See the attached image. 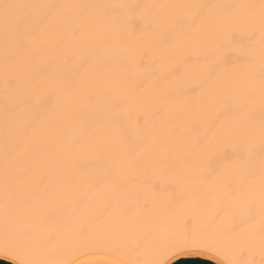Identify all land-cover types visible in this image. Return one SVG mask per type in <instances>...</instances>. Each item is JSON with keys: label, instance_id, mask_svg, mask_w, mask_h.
I'll list each match as a JSON object with an SVG mask.
<instances>
[{"label": "bare ground", "instance_id": "obj_1", "mask_svg": "<svg viewBox=\"0 0 264 264\" xmlns=\"http://www.w3.org/2000/svg\"><path fill=\"white\" fill-rule=\"evenodd\" d=\"M4 3L19 7L7 25L0 11V215L14 211L5 203L31 205L43 211V227H24L25 241L0 235V255L54 264L64 258L56 234L67 224H84L111 199L142 195L146 210L128 208L124 215L119 209L129 229L121 238L103 237L106 231L98 237L92 231L100 229L91 225L83 240L66 237L73 242L66 258L111 252L138 264L165 250L177 230L189 229L179 217L190 214L208 215L210 221L191 230L213 236L217 256L264 264V192L254 191L264 187L261 0ZM82 4L96 7L86 16L48 7ZM153 128L159 136L150 141ZM225 147L229 153L250 148L249 165L224 160ZM208 173H227L232 188L254 174L231 197L241 208L251 206L249 215L239 206L234 213L241 227L234 214L203 207L223 188L207 183ZM224 174L216 177L220 183ZM109 186L123 195L103 192ZM162 208L167 212L157 220ZM245 217L250 222L242 227Z\"/></svg>", "mask_w": 264, "mask_h": 264}, {"label": "rangeland", "instance_id": "obj_2", "mask_svg": "<svg viewBox=\"0 0 264 264\" xmlns=\"http://www.w3.org/2000/svg\"><path fill=\"white\" fill-rule=\"evenodd\" d=\"M222 174H224V173H208V176H209V179H207V183H211V182H214V183H216L217 181H219V185L220 186H223V188L222 189H217V188H215V189H217V190H215V192H219V193H217V194H219V195H217V198H216V200L214 199V201H216L215 203L213 202V199H212V201L211 202H213V203H211V202H209V204L211 203L212 205H209L208 206V204L207 205H203V207H207L206 208V210H213L212 212L213 213H221V214H230V215H232V216H234V218L238 215H240L239 214V212L238 213H236V214H234L235 213V211L238 209V206H239V208H240V210L239 211H241L242 212V210L244 211V213H245V211L247 212V211H249V212H251L249 209H248V207L250 206V204H248L247 203V206L244 208V207H242L241 208V206H243L244 204L243 203H238L237 202V204L235 205V200H237V199H232L236 194H235V190L237 189V188H241V186L242 185H244V183H245V180L247 181L248 179H247V177L249 178V175L253 178V176H254V174L252 175V174H248L246 177H245V179H243L244 181H243V183H242V181H241V183H239L240 184V186L239 187H237V186H235V185H233V186H235L234 188H236V189H234V188H232L231 187V185L232 184H230L231 182V180L229 181V183L228 184H226L225 182H226V180L227 179H229V176H227V173L226 174H224L225 176L224 177H222L221 176V178H224L225 179V181H224V179H222L221 181V183H220V177L219 178H216L218 175H222ZM247 174V173H246ZM240 175V174H239ZM226 176H227V178H226ZM256 178V177H255ZM230 179H231V177H230ZM256 180V179H255ZM235 181V180H234ZM254 182V180L253 179H251V182ZM262 181V180H261ZM228 182V181H227ZM217 183H216V185H218ZM224 184V185H223ZM235 184V183H234ZM246 184H248V183H246ZM250 184V189H251V187H253V185L251 186V183H249ZM213 185H215V184H213ZM225 185H226V187H225ZM261 185V184H260ZM262 185H264V180H263V183H262ZM220 186H217V187H220ZM227 186H229L230 188H232V189H227L228 187ZM247 186V185H246ZM257 187V186H256ZM260 187H262V188H258L257 187V189H255L254 191L257 193V194H262L263 192H264V187L263 186H260ZM203 189H205L204 187H200L199 188V190H203ZM224 189V190H223ZM227 189V190H226ZM241 189H243V188H241ZM248 189V188H247ZM207 190V189H206ZM225 190L227 191V194H225ZM238 190V189H237ZM244 190V189H243ZM105 191H109V193L108 194H112L113 195V197H117V196H119V195H123V193H124V190L123 189H115L113 186H109V187H106L104 190H103V192H105ZM140 193H142V192H149V193H152V196H156L157 194H158V192H159V190L158 189H156V190H146V189H141V190H138ZM229 191V192H228ZM223 192V193H222ZM230 193V194H229ZM227 195H229V197L228 198H225V196L227 197ZM232 197V198H231ZM115 200H117V203L115 204L114 203V200L113 199H111V201H109V202H106V203H104V204H100L98 207H97V209H98V211H99V214L96 216V217H91V216H89V217H87V216H85L84 218H83V220H82V222L84 223V224H86V225H93L94 227L93 228H97L99 231H94V229H93V234H94V232L95 233H97V234H94V235H98V237H100L99 235H101L102 233L103 234H106V232L109 234V235H103V237L105 236V237H107L108 238V236H111V238L114 240V237L115 238H121V234H124L123 232H125V230H127V228L125 227L124 229H123V226H124V218L125 217H123L124 215H126L125 214V212H127V211H129L128 210V208L129 209H132V210H134L135 209V207H138L137 209H135V210H137L136 212H138L139 210H146L145 209V206L147 207L149 204H147V205H142L141 204V202H144V198H143V196L141 195L140 197L139 196H137L136 198L135 197H117V198H114ZM123 199V200H122ZM134 199H135V201H134ZM140 199V200H139ZM232 199V200H231ZM136 200H138V203H136ZM139 201H140V205H139ZM231 201V202H230ZM232 201H234L233 203H232ZM239 201H241V200H239ZM132 204H131V203ZM135 204H134V203ZM243 204V205H242ZM246 204V203H245ZM16 204H14V203H11V204H8V203H5L4 205H3V207L4 208H11V207H13L14 208V211H12V213L10 212V213H6V216L5 217H1V215H0V235L1 236H6L7 237V235H8V238H10V237H12L13 239L12 240H16V241H20L21 239V241H25L26 240V235H25V231H28L27 229H25L26 227L28 228V226L30 225H32V226H34V227H38L39 229L41 228L40 227V225H42V227H43V221H41L40 219H41V217H43V211L42 210H40V211H42V213H41V215H40V211H39V213H37L38 211H31V210H29L30 209V206L28 205V207L29 208H27V206L26 205H16ZM163 205H165V204H162V207H163ZM214 205V206H213ZM25 206V207H24ZM34 206V205H33ZM132 206V207H131ZM150 206V205H149ZM148 206V207H149ZM161 206V205H160ZM245 206V205H244ZM142 207V208H141ZM166 207H168V206H166ZM165 206H164V208L165 209H167ZM169 207H170V205H169ZM251 207V206H250ZM21 208V209H20ZM23 208H25V209H23ZM134 208V209H133ZM144 208V209H143ZM157 208H159V205H158V207ZM161 208V207H160ZM159 208V209H160ZM164 208H162L161 210H159V214L156 212V215L158 214V217H156L157 218V220L160 218L161 219V216L163 215L164 216V212H167V211H165V209ZM244 208V209H243ZM19 211H18V210ZM23 209V210H22ZM33 209H35V208H33ZM122 210L124 213V215L122 214V216H121V211L120 210ZM149 209V208H148ZM247 209V210H246ZM255 209V208H254ZM254 209H252V210H254ZM15 210H16V212H15ZM25 210V211H24ZM125 210V211H124ZM205 210V209H204ZM205 210V211H206ZM119 211L121 212L120 213V215H117V214H119ZM160 211H162V215L160 216ZM210 211V212H211ZM15 212V213H14ZM26 212V213H25ZM133 212H135V211H133ZM135 212V213H136ZM140 212H142V211H140ZM207 212V211H206ZM237 212V211H236ZM255 212H257V211H255ZM20 214V215H18V214ZM115 213H116V216H115ZM7 214H10V216L8 215L7 216ZM15 214V215H14ZM24 214V215H23ZM38 214H39V216H38ZM53 214H55V212L53 213ZM212 214V213H211ZM234 214V215H233ZM247 214H248V212H247ZM252 215H256L255 213H251ZM258 214V213H257ZM185 215H189V216H187V219L186 218H184L185 217ZM185 215H183V218H180V217H182V216H180L179 217V221L181 222L182 221V223L185 225V227H190L189 229H193V226L195 225V226H197V225H199L200 224V222L199 221H201V222H204V223H206V221H210L209 219H207V216L208 215H205L206 216V218H205V216L204 217H202V218H204L203 220H199L198 218H196V217H194L193 215H190V214H185ZM249 215V214H248ZM117 216H120L119 218H120V220L117 218ZM136 216V215H135ZM138 216V215H137ZM160 216V217H159ZM168 216V215H167ZM177 216V215H176ZM236 217V220H238L237 218H240V217ZM247 216V215H246ZM251 216V215H250ZM141 217V216H140ZM139 217V218H140ZM155 217V216H154ZM191 217H194V218H196V219H194V218H191ZM40 218V219H39ZM112 218H115V219H113L112 220ZM121 218L123 219V220H121ZM143 218V217H142ZM145 218V217H144ZM165 218H167L166 216L163 218V219H165ZM39 219V220H38ZM182 219V220H181ZM183 219L185 220L184 222H183ZM197 219H198V221H197ZM250 218H247V217H245V222L243 221L242 222V220H241V225H242V227H244V225H247V224H249V222H250V220H249ZM43 220V219H42ZM116 220V221H115ZM131 220V219H130ZM135 220V219H134ZM137 220H138V218H137ZM248 220V221H247ZM30 221V222H29ZM120 221V222H119ZM144 221V220H143ZM246 221H247V223H246ZM29 222V223H28ZM135 223H131V224H134V226H136L137 227V225L138 224H136L137 223V221H134ZM142 222V220L139 222V223H141ZM239 222H240V219L238 220V224L237 225H239ZM40 223H42V224H40ZM126 224H127V222H125ZM197 223V224H196ZM235 223H236V221H235ZM29 224V225H28ZM131 224H129V226L130 227H132L133 225H131ZM142 224H144V223H142ZM141 224V225H142ZM28 225V226H27ZM140 225V226H141ZM164 225H166V224H164ZM29 226V227H30ZM119 226H121V227H119ZM133 226V227H134ZM139 226V225H138ZM139 226V227H140ZM194 226V228H196L197 229V227H195ZM240 226V225H239ZM25 227V228H24ZM136 227H134V229H137ZM241 227V226H240ZM246 227V226H245ZM22 228H23V231H22ZM37 228V229H38ZM196 229H194V230H196ZM199 229V228H198ZM221 229V228H220ZM25 230V231H24ZM104 230V231H103ZM119 230H121V232L119 231ZM124 230V231H123ZM129 230V229H128ZM127 230V231H128ZM222 230V229H221ZM106 231V232H105ZM218 231H219V229H218ZM27 234H29L30 233V231H29V233L28 232H26ZM115 234H117L116 236H115ZM10 235V236H9ZM101 235V236H102ZM114 235V236H113ZM0 236V237H1ZM22 236H24V238L22 237ZM5 237V238H6ZM28 237H29V235H28ZM11 239V238H10ZM30 239V238H29ZM108 239H110V238H108ZM118 239H116V240H118ZM104 254H110V253H104ZM112 255H114V254H112Z\"/></svg>", "mask_w": 264, "mask_h": 264}, {"label": "snow or ice", "instance_id": "obj_3", "mask_svg": "<svg viewBox=\"0 0 264 264\" xmlns=\"http://www.w3.org/2000/svg\"><path fill=\"white\" fill-rule=\"evenodd\" d=\"M19 5H14L10 3H4L0 5V11L3 13L5 24L7 25L10 19L11 10L18 8ZM54 9H61L65 7H71L75 11L73 15L75 16H86L92 10L95 9V5L82 4V5H53L48 6ZM135 7V6H132ZM261 11V21L262 29H264V0H261L260 4ZM251 55V52L248 53ZM260 56L262 61H264V46L261 48ZM23 97V93L21 94ZM261 125L264 127V117L261 118ZM149 140H155L159 136V129L153 128L148 134ZM262 148H264V140H262ZM222 157L226 161L235 160V162L240 166L241 169L246 168L251 160V149L244 148L243 151H237L235 153H229L227 148L222 153ZM213 164L212 160L207 161V166L211 167ZM261 168L264 169V155L261 157L260 161ZM91 225L86 224H67L62 231L56 234V239L58 241H63V257L57 259L54 264H72L71 260L66 258L71 254L73 249V242L71 239H66V237H74L75 240H83L88 237L91 230ZM262 251H264V245H262ZM193 254H218V248L216 245V240L213 236L209 235L204 231H193L188 228L179 229L174 234L172 240L167 245L166 249L158 253L152 259H146L138 262V264H171L173 257L178 255H193ZM229 264H241L240 261H229Z\"/></svg>", "mask_w": 264, "mask_h": 264}, {"label": "crops", "instance_id": "obj_4", "mask_svg": "<svg viewBox=\"0 0 264 264\" xmlns=\"http://www.w3.org/2000/svg\"><path fill=\"white\" fill-rule=\"evenodd\" d=\"M110 253V254H104ZM111 252H94L79 257L72 264H130L125 259ZM0 264H22L18 260L0 255ZM171 264H229L216 254L178 255L173 257Z\"/></svg>", "mask_w": 264, "mask_h": 264}]
</instances>
